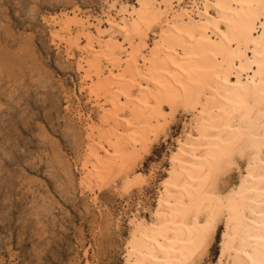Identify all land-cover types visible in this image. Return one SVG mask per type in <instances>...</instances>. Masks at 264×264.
Listing matches in <instances>:
<instances>
[{
	"label": "bare ground",
	"instance_id": "6f19581e",
	"mask_svg": "<svg viewBox=\"0 0 264 264\" xmlns=\"http://www.w3.org/2000/svg\"><path fill=\"white\" fill-rule=\"evenodd\" d=\"M133 1L49 21L99 114L95 122L78 111L91 143L80 184L121 169L164 127L166 108L182 106L194 122L177 141L152 221H131L126 264H200L222 224L219 264H264V0Z\"/></svg>",
	"mask_w": 264,
	"mask_h": 264
},
{
	"label": "rangeland",
	"instance_id": "374dc122",
	"mask_svg": "<svg viewBox=\"0 0 264 264\" xmlns=\"http://www.w3.org/2000/svg\"><path fill=\"white\" fill-rule=\"evenodd\" d=\"M105 1L0 0V264H126L131 221H152L177 141L194 122L182 106L166 108L164 127L121 169L80 184L91 143L78 111L95 122L99 114L49 21L76 11L99 17ZM229 178L238 184V170ZM223 230L200 264H219Z\"/></svg>",
	"mask_w": 264,
	"mask_h": 264
},
{
	"label": "snow or ice",
	"instance_id": "6c2138e0",
	"mask_svg": "<svg viewBox=\"0 0 264 264\" xmlns=\"http://www.w3.org/2000/svg\"><path fill=\"white\" fill-rule=\"evenodd\" d=\"M207 228V233L206 235L210 236L211 235V228H212V221L209 220L208 224L206 225Z\"/></svg>",
	"mask_w": 264,
	"mask_h": 264
}]
</instances>
